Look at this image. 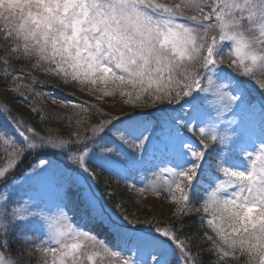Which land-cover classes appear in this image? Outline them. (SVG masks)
<instances>
[{"label":"snow or ice","instance_id":"1","mask_svg":"<svg viewBox=\"0 0 264 264\" xmlns=\"http://www.w3.org/2000/svg\"><path fill=\"white\" fill-rule=\"evenodd\" d=\"M0 33L12 41L6 53L42 74L97 99L118 94L132 109L87 134L83 117L67 135L41 134L0 102V264H203L197 235L180 238L184 217L201 213L214 233L202 237L215 253L212 264H264V0H0ZM3 75V89L43 120L25 94L42 93L18 83L41 82L7 62ZM46 95L77 116L90 109L50 86ZM209 97L219 102L217 122L196 130L174 115L177 106L185 115L189 107L199 112ZM182 128L198 131L203 147L180 139V162L137 190L166 191L176 223L111 212L93 191L96 170L127 179L157 149L167 151ZM256 132L255 151L230 147L232 134ZM29 156L34 161L17 172Z\"/></svg>","mask_w":264,"mask_h":264},{"label":"trees","instance_id":"2","mask_svg":"<svg viewBox=\"0 0 264 264\" xmlns=\"http://www.w3.org/2000/svg\"><path fill=\"white\" fill-rule=\"evenodd\" d=\"M8 44L11 43L9 42ZM224 59L225 62L229 60L227 56H224ZM3 66L4 64L2 63L0 57V102H8L9 108L16 116L26 119L36 128L38 132H41V134H46V129L52 128L54 132H58V134L60 135H67L69 132L76 129V122L80 117H83L84 119L83 122L79 125V128L80 130L84 131L85 134H87L91 125L99 123L102 120H107L111 116L122 113L123 111H132V109L128 106V108H125L122 112L113 113V115L111 116H103V105L105 103L103 104V102H96L94 99L86 100L83 97H77V95L73 93L77 91V87L72 84H68L65 85L62 90H60V93H55V95L60 98L78 100L81 103H86L90 106V109L87 113H80V115L77 116L76 113L78 112V110L64 107L59 102L54 103L50 98H48L46 92L49 90L51 82L47 81L41 73H25L22 65L19 64L7 65L10 70H23V73H25L26 75L30 74L31 76H34L43 85V88H41V84H32V81L27 78L18 81V83L20 84L31 85L33 88H36L42 93L39 97H34L31 93H25L29 96V102L32 103L44 115L45 118L41 120L40 116L36 113H33L31 108L26 107L23 101L17 102L19 100V97H17L14 92L3 89L2 86L6 82L3 75ZM6 95H10L11 98H7ZM252 95L255 100L259 99L256 91L255 93L253 92ZM159 107L167 108L169 106L165 104L160 105ZM97 109H99V111H97ZM191 109L192 108L189 107L187 109V113ZM176 114H183L180 112L178 106L177 112L174 113V115ZM69 118H71V127H69ZM215 147L219 148L220 146L217 144ZM125 150L130 151V149L128 148H125ZM214 156L215 153L213 157ZM148 157H146L145 163L139 167V170L130 173L127 176V179H121L119 176L110 175L106 171L97 169L96 171L99 179L93 184L99 197H101L103 201L108 205L111 212L115 213L116 215H120L121 212H126L131 219L140 220L141 222H143L145 219H148L151 220L154 225L169 227L176 223L177 217L175 215V210L177 208V205L173 203V205L175 206L172 211H163L160 209L156 210L154 208L144 209L142 201L145 198H148L151 194L140 195L137 191L138 189L144 188L142 180L146 177L147 165H153L152 161H147ZM3 159V148L0 147V161H2ZM34 159V157L29 156L24 161V163L17 168V172L22 171L25 165L33 162ZM216 175L219 176L220 174L216 173ZM205 180L206 176L201 177L202 187L207 188L208 185L204 182ZM166 197H168V193L165 191L161 194L160 197H157L156 201L158 202V204H160L161 201L169 203L170 199ZM117 204L120 205V210H117ZM196 206L199 207V204H197ZM201 215H203V213L184 217L183 233H181L180 238L184 239L185 234H196L197 238L193 241V246H200L203 249V251L200 253L203 264H212L215 259V253L211 251L210 242L202 239V237L205 232L210 236H214V233L209 228L206 221H201ZM76 223H81L79 222L78 218L76 219ZM145 227H147V225H145ZM96 234L98 236V239L108 240L109 243H111L110 238L107 237L103 231L97 230ZM12 251L13 253H15V245H13Z\"/></svg>","mask_w":264,"mask_h":264},{"label":"rangeland","instance_id":"3","mask_svg":"<svg viewBox=\"0 0 264 264\" xmlns=\"http://www.w3.org/2000/svg\"><path fill=\"white\" fill-rule=\"evenodd\" d=\"M12 43L11 40H5L3 37V34L0 33V57H1V61L4 64L5 62H7V65H22L23 70L25 71V73H41L39 71H37L34 67H33V63L29 62L28 60L24 59V58H20L17 59L16 56L14 54L11 53H6L5 52V48L9 45L8 43ZM224 52V56H227V58L230 59V57L227 55V50L224 49L222 50ZM42 74V73H41ZM47 81L51 82L49 85L51 86L52 90L54 91V93H60V90H62L65 85L61 84L59 82H57L53 77H50L48 75L42 74ZM55 83V84H54ZM73 85V84H72ZM75 87H77V91L73 92L77 95V97H83L86 100H92L94 99L96 102H103V113L105 115H113V113H118V112H122L125 108H128V106H125V104L123 103V98L120 97L118 94L117 95H113V96H108V97H104L103 99H97L96 96L98 94H90L88 92H81L78 89V86L74 85ZM255 93V90L253 91ZM5 95V94H4ZM203 95V94H201ZM7 98H11L10 95H6ZM219 102L218 101H214V99L212 97H209L206 101H204L201 105H200V111L196 112L193 108L191 110H189L188 114L183 115L184 116V120L185 122H189V127L198 130L199 127H206L210 122H217L215 120V118L217 117V111L216 108L218 107ZM102 116V117H103ZM195 116L196 119H193L192 117ZM220 126L218 128V132H223L225 128L228 127L226 121L224 122H219ZM232 127L234 128L235 125H232ZM182 136L179 139H176L174 141H169V149L167 151H165L162 147L157 149L158 151H155L153 155H150L147 159L153 162V165L148 164L146 167V177L142 180L143 181V185L144 187L149 184L150 181H154L156 180V173H160L162 169L164 168H173L175 167V165L177 163H179V159H178V151H182L183 148L179 143L180 139L186 140L189 143H192L194 145H197L199 147H203V145L201 144V141L199 139V135H198V131H189L187 129L182 128ZM233 135V139L232 142L230 144V147L234 148L235 150H239V148L241 146L243 147H247L250 150L255 151V146L259 145L260 142V138H259V133L256 132L255 135H251L249 136L248 134L242 135L237 137L235 134ZM214 153L211 152L210 153V159L213 158ZM211 163H215L214 159H211ZM190 166V165H189ZM206 167H208L206 165ZM222 178V177H221ZM162 183V180H161ZM93 191L95 192V194L97 196H99L97 194V191L94 187L93 184ZM157 197H155V195H150L148 198H145L142 203L144 206V209H150V208H154V209H160L163 211H169L174 208L175 205H173V203L171 202H162L160 204H158V202L156 201ZM111 211V210H110Z\"/></svg>","mask_w":264,"mask_h":264}]
</instances>
